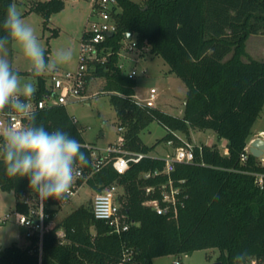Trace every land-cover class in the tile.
Returning a JSON list of instances; mask_svg holds the SVG:
<instances>
[{"label":"trees","instance_id":"trees-1","mask_svg":"<svg viewBox=\"0 0 264 264\" xmlns=\"http://www.w3.org/2000/svg\"><path fill=\"white\" fill-rule=\"evenodd\" d=\"M15 1L0 0V22L8 5ZM117 2V31L101 47V57L106 60L90 64L86 86L92 78L106 79L105 90L111 95L119 127L124 128V148L150 155L156 145L171 139L176 146L181 145L173 132L190 140L191 131L210 130L218 141L227 142V155L221 153L218 145L196 146L195 163L178 165L173 173L176 180L186 181L185 205L176 213L162 216L144 202L148 198L145 188L164 178H143L147 172L162 169V160L147 157L132 163L122 175L109 163L89 178L92 150L85 147L88 143L67 106L58 104L35 110L38 124L42 123L48 131L61 129L84 145L88 162L77 164L82 176L76 177L73 185L81 187L87 183L96 192L110 185L119 186L124 192L122 213L131 226L127 231L115 232L95 218L93 205L81 206L54 225L61 206L58 200L49 198L44 201L49 218L41 245L34 235L26 247L12 244L0 248V264H154L156 258L189 256L210 249L220 251L218 260L222 264H235L234 257L241 252L247 254L246 260L263 261L264 185L259 186L254 174H264V166L252 154L246 162L241 157L264 109V61L243 60L248 55L247 40L253 35H264V0ZM65 4L66 0L34 1L24 16L41 15L47 29L52 14ZM58 34L54 29L53 36ZM133 41L140 49L149 46L150 53L161 57L170 73L186 85L184 119L135 99L136 80L123 73L118 64L124 43ZM49 53L50 49L45 50L46 58ZM37 79V91L31 100L34 102L50 93L49 79ZM153 122L163 126L166 135L150 147L143 143L141 133ZM0 192L15 193L18 213L28 214L39 202L28 178L8 177L2 161ZM59 228L66 232L63 243L56 236Z\"/></svg>","mask_w":264,"mask_h":264},{"label":"rangeland","instance_id":"rangeland-1","mask_svg":"<svg viewBox=\"0 0 264 264\" xmlns=\"http://www.w3.org/2000/svg\"><path fill=\"white\" fill-rule=\"evenodd\" d=\"M34 1L46 0H16L15 4H17L18 8L24 14ZM95 1L96 0H66L65 7L52 14L51 22L47 29L44 27L41 15L34 13L30 17L23 16L25 21L34 27L37 37L44 49H50L49 58L61 48L72 50V60L66 65L60 66L56 72L65 73L77 70L81 42L84 32L89 28L90 15L93 11ZM133 1L144 4L146 0ZM54 29L59 32L57 36H53ZM130 46H132L130 42L124 43V46L118 54V64L122 67L123 73L127 75L136 71L135 80L137 86L135 89V99L139 102H142L141 100L147 102L145 99L149 97V91L153 86H158L162 89L163 83L161 80L167 76L166 72L170 67L161 57L150 53L149 46H145L141 49L135 47L133 50H130ZM246 51L248 55L243 58L244 61H248L250 58L264 61V35L251 36L246 42ZM7 57L14 70L29 72L28 62L15 45L9 46ZM21 76L27 77L29 75ZM50 76L51 74H48L43 77L49 79ZM182 84L185 86L184 83ZM88 86L87 94H83L84 96L77 102L68 104L67 110L70 115L77 120L86 142L98 148L105 149L112 143L115 144L118 142L121 136L119 132V125L121 123L111 102V95L105 90L106 79L92 78ZM183 97L184 91L182 89L168 90L158 97L156 105L163 106L166 102L170 111L177 110V112L181 114ZM258 129H264V109L259 120L255 124L254 133L257 132ZM165 135V128L157 122H153L141 133V139L145 145L152 147ZM190 135L191 139L188 140L185 135L181 133L183 139L190 141L195 146L209 144L215 140V145H218L221 153H225L224 140L218 141L211 132L194 130ZM171 151L172 149L167 145V142H162L156 145L155 149L150 153V156L153 158H162ZM96 193L97 192L91 188L90 185L84 183L79 187L70 204L60 208L53 224L59 223L67 215L81 206L92 207ZM16 202L17 197L15 193L0 192V219H3L8 214L11 215L10 221L6 223L0 222V248H4L19 241L18 227L11 223L17 221V216L15 215ZM18 243L20 244V242ZM27 245L28 244L23 241L21 247H26ZM220 254L218 249L202 250L194 252L189 256H167L157 258L154 264H173L177 260H179L181 264H217L220 262L218 260Z\"/></svg>","mask_w":264,"mask_h":264},{"label":"built area","instance_id":"built-area-1","mask_svg":"<svg viewBox=\"0 0 264 264\" xmlns=\"http://www.w3.org/2000/svg\"><path fill=\"white\" fill-rule=\"evenodd\" d=\"M120 12V7L117 0H96L93 11L90 15L89 28L85 31V38L81 42V50L78 58V68L75 71L59 73L54 72L49 78V90L50 93L39 100L38 102L30 101L33 111L38 109H44L53 105H68L73 102H77L84 95L86 90V77L89 71L90 64L94 62H104L106 57L101 53L104 51L102 45L110 38L108 33L117 31V23L114 18V14ZM130 50L136 47V42H131ZM122 68V67H121ZM130 77L135 78L136 71L129 74ZM159 93L157 88H151L149 91V97L145 99L147 102L141 103L149 106L156 107ZM11 123L20 126L25 124L24 118L17 117H0V121L9 120ZM121 136L118 142L108 146L107 148H98L91 144H85L87 149L92 150V171L89 174V178L95 173L100 171L105 165L111 163L118 174H125L131 167L132 163H139L150 155L138 152L128 151L124 148L125 136L124 128L119 127ZM174 136L181 142V145L176 146L175 140H168L167 145L172 151L166 154L160 159L164 162L162 169H156L154 171L147 172L143 175L146 180H156L164 178V180L157 182L156 184L147 186L145 188L146 195L148 196L144 204L157 212L162 216H168L170 214L178 212L180 207H184L188 198L187 189L185 186V180H176L173 177V173L176 171L178 165L181 164H193L195 163V145L190 141L183 139L181 133L173 132ZM264 139V134L260 137ZM253 138L248 142L245 152L241 157L243 162L248 160V156L251 153V146L255 139ZM211 143V142H210ZM211 146V145H210ZM226 148V144H224ZM257 158V157H256ZM259 164L264 166V152L257 158ZM259 186L264 185V174L255 173ZM82 176V169H78L77 178ZM79 187L72 185L71 194L64 200L58 201L59 206L66 207L70 204L72 198L76 195ZM117 185H110L105 187L101 192H97L93 202V213L97 220L104 221L110 225L115 232L121 233L129 230L131 223L127 220L122 213V201L123 190ZM18 224L25 229V237L27 239L38 236L40 245L42 243L43 236L46 232V220L49 218V214L45 211V202L40 201L31 208L28 214L18 213L15 211ZM11 219V215H6L0 222L6 223ZM57 238L63 243L66 237L64 229L59 228L56 230ZM173 264H181L179 260ZM246 264H264V260L260 261L256 258L246 260Z\"/></svg>","mask_w":264,"mask_h":264},{"label":"clouds","instance_id":"clouds-1","mask_svg":"<svg viewBox=\"0 0 264 264\" xmlns=\"http://www.w3.org/2000/svg\"><path fill=\"white\" fill-rule=\"evenodd\" d=\"M0 117L26 119L17 126L10 119L0 121V161L8 177H27L29 187L40 201L49 198L62 201L71 194L78 174L77 164H87L84 145L69 133L48 131L37 123L29 103L37 91V78L53 74L73 58L71 49L61 48L51 58L32 25L23 18L17 4L11 3L0 22ZM15 45L29 66V76L22 77L7 57L9 46ZM246 253H237L235 264H246Z\"/></svg>","mask_w":264,"mask_h":264},{"label":"crops","instance_id":"crops-1","mask_svg":"<svg viewBox=\"0 0 264 264\" xmlns=\"http://www.w3.org/2000/svg\"><path fill=\"white\" fill-rule=\"evenodd\" d=\"M26 11H28V9L26 10ZM25 11V12H26ZM24 12V13H25ZM34 13H30V14H28V15H26V16H24V14H23V16L24 17H30L31 15H33ZM85 33V32H84ZM166 74H167V76L165 77V78H163V80H161L162 81V83H163V87H162V89H160V87H158V86H153L152 88H157V90H158V93H159V96L162 94V93H164V92H166V91H168V90H172V89H182L183 91H184V97L182 98V102H183V105H184V101L186 100V96H187V88H186V85L185 86H183V81L181 80V79H179L178 77H176L175 75H173V74H171L170 73V68L168 69V71L166 72ZM180 81H182V82H180ZM89 87V86H88ZM185 87V88H184ZM87 91H88V88H86V91H84L85 93H83L84 95H86L87 94ZM137 97V96H136ZM139 97V96H138ZM141 101H143V100H141ZM178 102V101H177ZM156 107L157 108H159V109H161V110H163V111H165V112H167V113H169V114H171V115H173V116H178V117H180V115L182 114H180V113H178L177 112V110L176 111H170L169 109H168V106H167V103L165 102V105H163V106H157L156 105ZM182 109H183V107H182ZM70 114V113H69ZM261 116V115H260ZM260 118V117H259ZM259 118H258V120H259ZM257 120V121H258ZM256 121V122H257ZM78 123V122H77ZM256 124V123H255ZM254 127H255V125H254ZM254 127H253V130H252V135H251V137L249 138V140H252L253 138H257V137H260L262 134H264V129H258V131L257 132H255L254 133ZM207 131H209V132H211L212 134H213V136H215V138L217 139V136H216V134L213 132V131H210V130H207ZM192 133H193V131H191ZM254 134V135H253ZM212 140H214V139H212ZM215 140L213 141V142H211V143H209V144H207V145H215ZM112 144H114V143H112ZM111 144V145H112ZM224 144H227V142L224 140ZM223 154V153H222ZM224 155H227V149L225 148V153H224ZM11 220V219H10ZM9 220V221H10ZM8 222V221H7ZM12 224H15V225H17V227H18V231H19V235H18V239H19V241L18 242H20V244L18 243V242H15V243H13V244H17L18 246H20L21 247V244H22V242L24 241V242H26L27 244H29V242H28V239L25 237V229L24 228H22L19 224H18V222L16 221V222H11ZM8 246H10V245H8ZM183 256H187V255H183ZM157 259V258H156ZM154 261H155V259H154Z\"/></svg>","mask_w":264,"mask_h":264},{"label":"water","instance_id":"water-1","mask_svg":"<svg viewBox=\"0 0 264 264\" xmlns=\"http://www.w3.org/2000/svg\"><path fill=\"white\" fill-rule=\"evenodd\" d=\"M109 37L114 36V32L108 33ZM129 39H131V34H128ZM186 109H187V101H184L183 109H182V114L180 115L181 119H184L186 116ZM264 152V139L262 138H257L253 141L252 146H251V153L253 156L259 158ZM217 264H222L221 262H218Z\"/></svg>","mask_w":264,"mask_h":264}]
</instances>
